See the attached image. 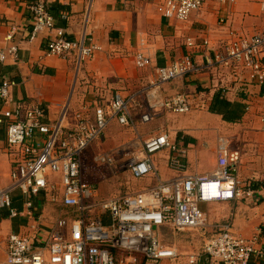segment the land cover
I'll return each mask as SVG.
<instances>
[{
  "label": "crops",
  "instance_id": "1",
  "mask_svg": "<svg viewBox=\"0 0 264 264\" xmlns=\"http://www.w3.org/2000/svg\"><path fill=\"white\" fill-rule=\"evenodd\" d=\"M35 1L0 0V51L11 46L18 49L17 59L9 58L0 64V85L5 79L14 83L10 93L12 102L0 100V118H4V112L15 104H38L45 109L47 122L58 121L65 114L64 125L73 128L78 112L94 117L95 107L108 103L116 94L138 93L135 124L124 126L114 121L102 140L90 146L83 156L84 178L95 187L98 197L107 199L137 193L156 186L160 180L167 182L194 174L212 175L219 165V139L224 137L231 151L241 153L238 180L242 186L251 185L255 192L251 198L201 203L206 214V225L201 229L208 233V238L223 225L230 224L239 236L258 237L264 245V188L261 187L264 182V131L260 120L264 113V84L247 81L245 73L235 65L208 66V57L223 50L231 37L252 36L264 28V0H216L192 11L186 21L165 18L161 10L164 0H45L56 27L64 29L69 39H79L86 30L99 45L100 49L80 69L73 60L46 54L45 44L54 31H42L31 39V5ZM189 39L194 46L188 45ZM141 49L152 57L151 66L144 69L138 68L135 62V55ZM186 55L193 57L199 71L160 86L154 84L159 67L168 66ZM153 93L156 98L151 97ZM176 94H186L190 98L193 105L190 113H174L156 105L158 100ZM217 94L228 100L233 109H241L239 121L228 122L223 115L210 111ZM150 111L154 119L142 123L141 115ZM161 132L168 133L173 142L187 148V156L182 158L184 168L171 167L170 150L154 157L158 177L136 179L129 169L108 167L114 177L125 173V179L129 178L125 182L128 192L102 197V187L86 177L85 162L98 165L95 155L115 152L108 149V144L121 142L123 136L125 149L120 150L130 154L137 152L148 136ZM122 133L125 134L122 136ZM11 170L12 154L4 122L0 123L2 186L11 185ZM94 174L99 177L96 172ZM59 190L61 200L62 190ZM13 198L24 199L19 191L13 193ZM59 205L73 214L70 218L76 217L72 208L60 202ZM43 209L39 215L46 233H50L57 220L53 225L46 224ZM105 218L110 221L108 215ZM22 226L13 218L0 219V264H6L9 234ZM169 229L172 230L167 227ZM161 233L164 240V231ZM164 243L167 244L165 240ZM159 263L171 264L168 260ZM198 264L211 262L204 257Z\"/></svg>",
  "mask_w": 264,
  "mask_h": 264
},
{
  "label": "built area",
  "instance_id": "2",
  "mask_svg": "<svg viewBox=\"0 0 264 264\" xmlns=\"http://www.w3.org/2000/svg\"><path fill=\"white\" fill-rule=\"evenodd\" d=\"M216 0H164L161 10L167 19L186 21L192 11ZM227 1V0H220ZM264 11V1L262 2ZM33 28L31 39L42 31H54L45 44L47 55L73 60L77 69L100 49L86 30L79 39L71 40L64 29L57 28L45 0L31 5ZM12 39V35H9ZM188 45L194 46L192 39ZM18 49L11 46L0 51V64L18 58ZM208 66L235 65L247 81L264 84V28L252 36H233L224 49L208 57ZM140 69L152 64L145 49L135 55ZM200 67L191 55L159 67L155 85L160 86L196 73ZM242 73V75H243ZM243 77V76H242ZM5 79L0 85V100L12 102L11 87ZM138 93L116 94L108 103L95 107L94 117L78 112L73 128L64 125L65 114L55 122L46 121V111L38 104H15L0 118L6 123L7 142L12 154L11 185L0 184V210H10V218L27 219L19 231L11 232L7 241L6 264H139V256L152 264L176 259V247L164 243L161 229L197 230L206 225L203 202L232 201L251 198L255 190L242 186L237 177L241 159L239 151H231L228 140L219 139L218 168L212 175L194 174L172 181H162L137 193L101 199L97 190L84 178L83 156L87 149L102 140L114 121L134 125ZM156 98V94L151 95ZM174 113H190L193 105L186 94H176L161 100ZM264 131V113L260 115ZM154 119L152 111L141 115V122ZM170 150V165L182 170V158L188 150L170 139L166 132L146 138L137 152L118 150L95 155L94 161L108 167L129 169L136 179L158 177L155 155ZM61 189L60 204L72 208L76 217H60L55 228L46 233L42 217L36 216L33 199L43 196L55 200L54 191ZM19 191L25 199L22 210L13 208V193ZM108 215L110 222L104 221ZM48 235V236H47ZM47 236V237H46ZM204 254L211 264H262L264 245L258 237L239 236L233 225H223L206 238ZM191 262L196 264L192 257Z\"/></svg>",
  "mask_w": 264,
  "mask_h": 264
},
{
  "label": "rangeland",
  "instance_id": "3",
  "mask_svg": "<svg viewBox=\"0 0 264 264\" xmlns=\"http://www.w3.org/2000/svg\"><path fill=\"white\" fill-rule=\"evenodd\" d=\"M123 134L125 133H122V136ZM124 138L125 136L122 137L121 142L119 141L116 144L109 143L108 149H113V151L115 152L120 149H125ZM133 143L134 142L131 143L132 149L135 148ZM98 165L91 161L87 163L85 162V174L88 180L97 182L99 186L102 187L101 191H103L102 193H104L100 194L102 197L119 195L128 192L125 191V182H128L129 178L125 179V173L118 175V177H114V175L108 170V166L103 164H101L100 166ZM95 172L99 177L95 176ZM60 193L61 191L59 189L54 191L53 195L55 197V200L44 198V204L42 207L44 209L42 211V215H44V219H46V224L48 225H53L54 222L60 217L70 218L73 216L71 212H66L65 209L59 205ZM162 231H164L163 236L165 242L167 244L175 245L178 250V257L176 259H166L171 264H193L191 262L192 257L196 259V263L198 264L202 258L204 259L205 254L203 252V246L208 236V233H204V229L177 231L173 229L167 230V227H164L161 232ZM139 264L152 263H148L143 256H139Z\"/></svg>",
  "mask_w": 264,
  "mask_h": 264
},
{
  "label": "trees",
  "instance_id": "4",
  "mask_svg": "<svg viewBox=\"0 0 264 264\" xmlns=\"http://www.w3.org/2000/svg\"><path fill=\"white\" fill-rule=\"evenodd\" d=\"M263 93H264V89H263ZM210 111L213 113H218V114L223 115L224 119L228 122H237L242 118L241 109L239 108L233 109V105L228 100L223 98L220 94L216 95L215 101L210 107ZM261 187L264 188V182L263 184H261ZM256 188H259V186H256ZM13 202H14L13 208H16L17 210L23 209L24 202H25L23 198L17 199V200L13 198ZM33 202H34L35 207L37 208L36 216H39L42 206L44 204V197L41 196V197L34 198ZM7 218H10V210H3L0 215V219H7ZM14 219H16L19 223L23 225L27 223V219L23 217H16ZM104 221L106 223L110 222L105 217H104ZM205 258L207 260L206 256Z\"/></svg>",
  "mask_w": 264,
  "mask_h": 264
}]
</instances>
